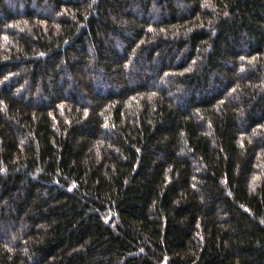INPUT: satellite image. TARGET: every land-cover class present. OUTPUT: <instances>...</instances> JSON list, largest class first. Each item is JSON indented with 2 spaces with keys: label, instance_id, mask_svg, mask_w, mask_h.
Segmentation results:
<instances>
[{
  "label": "trees",
  "instance_id": "obj_1",
  "mask_svg": "<svg viewBox=\"0 0 264 264\" xmlns=\"http://www.w3.org/2000/svg\"><path fill=\"white\" fill-rule=\"evenodd\" d=\"M0 264H264V0H0Z\"/></svg>",
  "mask_w": 264,
  "mask_h": 264
}]
</instances>
